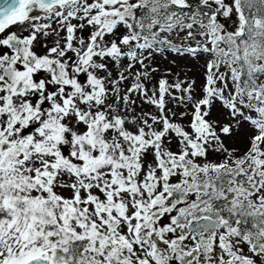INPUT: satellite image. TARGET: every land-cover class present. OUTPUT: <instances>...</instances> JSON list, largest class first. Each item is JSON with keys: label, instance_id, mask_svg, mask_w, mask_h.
<instances>
[{"label": "rangeland", "instance_id": "obj_1", "mask_svg": "<svg viewBox=\"0 0 264 264\" xmlns=\"http://www.w3.org/2000/svg\"><path fill=\"white\" fill-rule=\"evenodd\" d=\"M103 6L74 0L0 31L23 38L19 52L0 46V264H65V233L88 237L85 264H180L192 251L197 264H264V218L244 234L221 220L195 234L185 218L203 179L235 169L255 189L229 181L232 205L264 212V24L240 49L255 84L244 89L236 0L170 12L151 38Z\"/></svg>", "mask_w": 264, "mask_h": 264}, {"label": "trees", "instance_id": "obj_2", "mask_svg": "<svg viewBox=\"0 0 264 264\" xmlns=\"http://www.w3.org/2000/svg\"><path fill=\"white\" fill-rule=\"evenodd\" d=\"M184 4L183 6L173 5V0H131L126 3H118L112 7L107 8L102 7V13L109 12L112 18L120 17L125 20L130 30L134 35L151 38L162 20L165 19L164 16L173 12V15L185 16L195 11L200 7L202 0H181ZM236 5L239 8L241 14L245 19L243 29L238 33H232L233 44V61L236 62L238 67V81L244 89H250L255 86L254 82L251 80L250 76L246 75V67L242 62L240 57V49L244 41H252L258 38L257 33H253L248 27L253 24V17L256 16L261 24H264V0H236ZM252 18L250 22L249 19ZM259 39L264 41L263 37ZM23 38L11 34H7L0 37V46L5 49L8 48L14 52H19L22 46ZM41 64L43 68H49L53 73L57 72L55 68L54 61H50L42 58ZM39 62V63H40ZM5 132V131H1ZM135 140L134 143L138 144V137L136 135L130 134ZM135 144V145H136ZM189 167L190 164L186 163ZM195 167H193L194 169ZM256 178V177H254ZM229 181L236 182L240 187L247 189H255V183L248 181L247 177L240 171L234 170L232 172H218L216 176L210 178L207 177L202 180L199 184L200 190H205L204 193L196 196L194 194L193 199H188V194L191 190H183L182 188L173 189V194L171 196H166L163 198V206L167 207L174 202H183L187 200L190 203L197 204L189 212L185 213V218L191 217L197 218L204 215L215 216L219 218L226 225L233 227L239 234H244L246 232H258L256 225H262L261 218H264V212L258 218V215L251 213L247 208L243 206H233L231 199L228 197L232 195V190L227 187ZM207 187V190L205 189ZM195 193V192H194ZM170 195V194H169ZM217 195V196H216ZM186 202V203H187ZM163 208L162 205L159 206ZM177 234L184 235L187 231L186 229V219L176 220ZM65 241L59 242V247L65 249L62 251L63 256L66 259L65 264H85L81 259L82 250L89 245V239L86 236H75L69 233H65ZM177 242V239L174 240ZM178 256L180 264H197L195 259V251H192L183 256ZM113 264H124L119 261H113ZM228 264H238L237 260H232Z\"/></svg>", "mask_w": 264, "mask_h": 264}, {"label": "water", "instance_id": "obj_3", "mask_svg": "<svg viewBox=\"0 0 264 264\" xmlns=\"http://www.w3.org/2000/svg\"><path fill=\"white\" fill-rule=\"evenodd\" d=\"M74 0H0V31L12 24L24 22L32 19V13L41 16V11L53 9ZM106 5L126 3L131 0H100ZM258 18L253 17V24H257ZM219 218L204 215L197 218L191 217L187 223V228L195 234L206 232L218 225ZM18 264H62L54 263L42 254H33L26 257Z\"/></svg>", "mask_w": 264, "mask_h": 264}, {"label": "bare ground", "instance_id": "obj_4", "mask_svg": "<svg viewBox=\"0 0 264 264\" xmlns=\"http://www.w3.org/2000/svg\"><path fill=\"white\" fill-rule=\"evenodd\" d=\"M41 12H43V11H41ZM33 16H36V14H34V13H32V17ZM25 22V21H24ZM29 22V21H28ZM21 23H23V22H20V23H16V24H12V25H9V26H5L3 29H5V28H8V27H10V26H17V25H19V24H21ZM27 23V22H26ZM21 26V25H20ZM19 28V27H18Z\"/></svg>", "mask_w": 264, "mask_h": 264}]
</instances>
